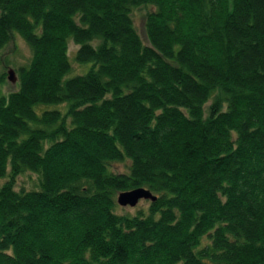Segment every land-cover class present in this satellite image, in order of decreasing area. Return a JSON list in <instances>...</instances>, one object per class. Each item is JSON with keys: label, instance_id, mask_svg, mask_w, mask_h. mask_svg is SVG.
<instances>
[{"label": "trees", "instance_id": "1", "mask_svg": "<svg viewBox=\"0 0 264 264\" xmlns=\"http://www.w3.org/2000/svg\"><path fill=\"white\" fill-rule=\"evenodd\" d=\"M16 36L0 264H264V0H0V50ZM135 189L156 200L119 214Z\"/></svg>", "mask_w": 264, "mask_h": 264}, {"label": "rangeland", "instance_id": "2", "mask_svg": "<svg viewBox=\"0 0 264 264\" xmlns=\"http://www.w3.org/2000/svg\"><path fill=\"white\" fill-rule=\"evenodd\" d=\"M148 7H140L133 11V19L135 27L140 34L141 38L144 42H147V36L145 31V18L146 14L148 12ZM78 50V47L74 44L73 41L70 42V59L73 61V70L70 73V77L76 76L80 74L79 72L86 73L90 67L91 63L84 64L81 66L80 64L76 63L74 61V53ZM32 57V52L29 46L25 43V41L20 37L16 36L14 41L10 43L7 47H5L3 50H0V75H5V80L7 81V84L5 85L3 92L8 93L10 91H14L17 89V82L11 83L8 80L9 77V71L13 70L15 73V77L17 78V72L16 70L27 63H29L30 59ZM81 73V74H83ZM61 105H54V106H48L50 109H58L62 110ZM126 165L125 163H116L113 165V170L116 173H123L126 172ZM3 183L2 180H0V185ZM18 187H23L25 189H32L38 184V177L34 174H24L23 176L19 177L17 179ZM149 200H139L136 206H126L122 207L119 206L117 208V212L121 215L123 214H137L138 212H145L149 208Z\"/></svg>", "mask_w": 264, "mask_h": 264}, {"label": "water", "instance_id": "3", "mask_svg": "<svg viewBox=\"0 0 264 264\" xmlns=\"http://www.w3.org/2000/svg\"><path fill=\"white\" fill-rule=\"evenodd\" d=\"M8 74H9L8 80L11 83H16L17 78L15 77L14 71L10 70ZM139 200L155 201L156 196H154L149 190L135 189L133 191L120 193L117 202L122 207H126V206L134 207L137 205Z\"/></svg>", "mask_w": 264, "mask_h": 264}]
</instances>
